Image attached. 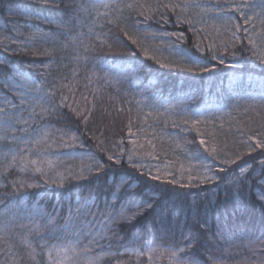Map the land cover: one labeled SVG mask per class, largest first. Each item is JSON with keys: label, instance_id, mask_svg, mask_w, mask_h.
Wrapping results in <instances>:
<instances>
[{"label": "trees", "instance_id": "16d2710c", "mask_svg": "<svg viewBox=\"0 0 264 264\" xmlns=\"http://www.w3.org/2000/svg\"><path fill=\"white\" fill-rule=\"evenodd\" d=\"M254 2L255 13L256 10L261 12L260 0ZM105 3L113 5L107 10L110 15H105ZM128 3L151 6L155 10L153 19L145 21L139 15L142 9L124 7ZM158 4L161 7L157 9ZM163 4L161 0H0V37L2 33L15 29L20 37L32 38L33 33L45 34L44 44L31 47L27 53L12 51L18 44H5L4 39H0V57L14 62L21 72L38 80L47 90L55 89L52 103H59L61 95H66L69 96L68 103L73 104V97L67 88H61V84L75 83L74 98L79 106H85L84 96L88 98V107H92L93 103L95 105L87 128L74 117L69 119L71 113L67 108L58 109L44 121L55 135H59L55 129H70L74 132L78 127L80 131L77 135L83 141V147L79 144L76 147L98 153L106 165L101 173L88 175L87 181L66 180L63 189L45 187V179L40 175L11 168L0 177V183L5 185L0 188V206L23 200L27 212L20 222L30 227L41 225L40 233L31 231L32 237L45 236L51 229L44 226L45 222L39 216H30L34 205L38 203L48 213L53 208L59 210L60 217L56 220L59 227L64 223L69 202L75 205L78 197L88 198L90 192L98 198L99 211L104 212V199L111 201V192L120 182L121 176L131 173L133 193H122L115 207L108 210L117 212L123 203L127 206V215L133 212L141 214L131 222H119L115 231L105 232L96 223L94 228L100 233L97 237L99 243L89 244L91 237H81L79 248L89 247V251L79 252L81 264H87L84 256L87 259L95 257L101 251L117 255L103 256L99 264H176L171 260L172 252L176 249H184L183 253H177L181 261L190 258L189 251L195 253L197 264H264V202L257 195L258 190H264V167L260 165L264 155L259 149L249 153L248 146L242 143L247 136L261 138L260 134L264 133V99H261L264 97V66L252 57V49L243 31L238 33L239 41H229L227 52L221 46L215 49L223 56L225 64L212 61L213 53L205 42H202L205 51L198 52L195 48L197 35L187 24L176 22L178 10L165 11ZM117 5L123 11H118ZM162 14L167 23L157 22ZM145 15H148L146 9ZM38 17H46L53 23H45ZM124 31L141 40L142 46L148 47L150 51L160 44L158 39L152 38L153 33L185 32L187 39L183 42L165 38L202 56L204 66L210 67L214 63L216 68L212 72L194 74L164 68L144 57L140 49L123 35ZM36 39L41 38L37 36ZM101 40L106 41V44H102ZM65 44L67 47H64ZM107 44L112 45L111 50ZM85 45L88 46L87 50ZM5 47L9 51H3ZM45 50H49L50 55L43 54ZM33 51L41 55H33ZM132 51L137 53V62L144 63L145 71L133 74L128 70L125 60ZM232 52L236 55L233 56ZM77 55L87 57V60L77 62L74 59ZM90 73L95 74L91 84L87 79ZM7 75V65H0V98L16 101L14 92L3 87ZM105 80L110 82L106 84ZM97 87L99 91L94 93L93 89ZM136 96L166 104L179 103L189 111L203 110L206 113L207 109L229 110L234 122L219 128V136L214 141L217 147L224 149L219 160L235 159L243 153L241 159L229 166L220 165L218 160L214 171L221 180L209 184L185 188L167 185L161 192L152 187L155 185L159 189V182L144 179L146 171L137 181V170L130 166L125 157L132 120L131 100ZM61 113L64 115L61 116ZM238 128L244 130V137L238 133ZM187 136L191 140L190 146L194 147L196 134L189 132ZM98 140L103 141L100 147L105 149L104 152L99 151ZM4 142L0 141V145ZM119 143L123 144L125 152L123 155L119 153L121 164L116 165L114 161L107 160V155L118 156ZM246 164L251 165V168L240 189L230 188L222 182L225 173L219 172V167H225L227 175L232 176L239 171L237 166ZM12 181H24L25 187L20 188L17 184L14 190ZM28 183H39L40 187L28 188ZM237 191L241 192L239 197L235 195ZM141 201L152 207H145ZM132 204H140V208H134ZM88 212H96V209L90 208L79 217L77 231H89L87 227H82L87 220L92 219ZM101 219L99 214L95 216L96 221ZM205 220L207 225H204ZM58 235L62 234L57 232L55 237L49 239L58 240ZM189 241L191 249L188 248ZM146 244H151L156 251L149 253Z\"/></svg>", "mask_w": 264, "mask_h": 264}, {"label": "snow or ice", "instance_id": "6c2138e0", "mask_svg": "<svg viewBox=\"0 0 264 264\" xmlns=\"http://www.w3.org/2000/svg\"><path fill=\"white\" fill-rule=\"evenodd\" d=\"M113 5L109 3H105L103 8L106 10L105 15H110L107 11ZM124 7L128 9L140 8L142 9L139 12V15L144 17L145 21L153 19V12L154 9L151 6H146L143 4H134L128 3L124 5ZM161 5H157V9L160 8ZM162 7L167 10H171L172 12H176L179 10L180 15L177 16L176 22L177 23H185L188 25L189 29L193 32V34L198 35L200 32L204 31V28H197L196 24L200 23V20L193 19L188 16L189 10L193 8H199L201 13H206L209 11H213L219 18L224 21L225 30L230 31L231 35L234 40L239 41L240 36L238 33L243 31L247 35L248 44L252 49V57L255 58L256 61H259L262 66H264V28H261L259 32H249L248 28L245 25H248L252 20L253 16L248 15V4L245 0H240L239 3L235 2V0H224V3H218L213 5L211 9L206 8L202 5L200 0H175V2H169L162 5ZM260 7L262 11L258 14L260 18V23L264 25V0H260ZM118 11H123V8L117 5ZM145 9L148 12V15H145ZM238 13L239 15H235ZM38 19H43L45 23H53L50 19L44 17ZM243 20V25L239 23H232L234 20ZM158 23H167L166 17L162 14L160 19L157 21ZM61 27H63L61 25ZM139 27V25H136ZM255 28V25H253ZM91 34V30H90ZM123 35L127 37L128 40L131 41L136 48L140 49L143 53L144 57L149 58L155 61L156 64L161 65L167 69H174L182 73H208L212 72L216 68V64H211L210 67L203 65V57L199 55H195L190 52L188 49L181 46L180 43H166L165 37L171 39L175 38L179 42H183L187 39L185 32H162V33H153V39H160V44L155 46L151 51L148 47L142 46V41L134 38L132 35L129 34L128 31H124ZM37 36L43 39L45 34L44 33H33L32 39L20 41L19 45L16 49L12 50L15 52H29L31 49V45L33 43V39ZM100 40V37H96ZM206 38V37H205ZM259 38V44L257 40ZM74 40V38H72ZM102 44H106V41L101 40ZM110 50L112 49L111 44L106 45ZM224 52L228 51V46L226 43L221 42L220 45ZM67 47V44L64 45ZM87 45H85V49L87 50ZM208 50L212 51V61H218L220 65L225 64V59L223 56L215 51V46L209 44ZM234 47V45H233ZM195 48L198 52L203 53L205 48L200 46V43L197 42ZM3 51H9V48H3ZM169 52L173 55L179 57V59L175 62L164 63L162 58H158L157 55H153L152 52L156 53H163ZM45 55H50L49 50H45ZM33 55H41V53H36L33 51ZM232 55L235 56L236 53L232 52ZM137 53L132 51L130 55L126 58L125 63L128 65V70L133 74L137 72L145 71L144 63L137 62ZM77 62L80 60H87V57H81L77 55L74 58ZM0 65H7L8 67V75L4 78L3 87L8 89L9 91L15 92L16 97L19 99V104L21 109L23 110L25 106H27V110L29 111V119L25 120L22 115H12L13 112L16 111L17 105L13 104L11 100H4L2 106H0V141L2 140H9L11 143L15 145H23L22 148L12 147L9 148L7 152H0V161L7 160L10 156V160H7V163L0 167V177H3L5 173L8 172L9 169L18 167L22 173L25 172H34L38 173L42 176L47 177L50 171H56V161L53 160L48 153V148L51 147L52 143H55V139H53V133L50 131V125L42 124L39 121H44L49 118L53 113L57 112L58 109L67 108L70 110L71 116L69 119L74 117L76 120H79L84 126L85 129L87 128V124L90 120L92 111L95 107L94 103L92 107H88V98L87 96L82 97L85 101V106L80 107L79 102L75 100V83L68 84L62 83L61 88H67L69 94L73 97V104L76 106L74 107L73 104H69V96L61 95L59 103H52V98L56 93L55 89H48L45 90L40 83H36L34 80L30 78V76H26L23 72L20 71L19 66L16 65L14 62L8 60L6 57H0ZM132 65H136L135 67H131ZM48 67V65H45ZM76 73L73 72V76ZM94 73H90L87 77L88 83L91 84L93 82ZM17 78L19 81L23 82V90L20 89V86L16 83ZM110 81L105 80V83H109ZM115 82V81H112ZM42 93L39 96H33L32 93ZM99 87L93 89V92H98ZM261 99H264L262 97ZM177 105H170L166 111H170L171 109H176ZM37 109L39 111H37ZM64 114L61 113V116ZM31 122V123H30ZM63 123V119L60 121ZM199 120H192L191 123L193 125L198 124ZM187 123V121H185ZM23 124L24 127L20 128L19 131L21 133H25L27 135L16 136L14 133L18 130L16 125ZM35 125V128L32 127ZM175 126V125H174ZM79 128L77 127L76 130L73 132L70 129H55V132L59 134V140L61 142V146L65 148H74L77 144L82 148L83 141L80 139V136L77 135L79 133ZM238 133L244 137L245 132L243 129L238 128ZM11 132L13 135L10 137L8 133ZM129 132L131 133V127H129ZM81 135H83L81 133ZM261 138H257L256 136H247L245 139L242 140V143L248 146V152H254L257 149L261 150V155H264V133L260 134ZM51 141V142H50ZM254 141V143H252ZM103 141L98 140L97 147L100 152H104L105 149L100 147ZM122 143V142H121ZM134 145L132 151L129 152L127 156L128 163L133 169L137 170V181L140 180L142 176H144V171L147 172V175L144 177L146 181H155L161 184L159 189H156L155 185L152 187L154 190L163 191L167 185H179L181 188L185 187H194L202 184H209L221 180V177L216 174L214 171L217 168V161L222 153H224L223 148H219L216 145H209L205 142L204 139L199 141V144L203 146L204 152L207 155H204L199 150L196 153L188 154L189 160H197L198 167L201 170L198 172L196 176L189 174L187 176V183H181L175 175L168 171L167 169L170 165H165L164 169L161 170L160 167H156L155 174L153 171L148 168V165L138 162L133 163L134 157H139L140 153L135 151L136 141H131ZM148 144L155 149V145L149 140ZM143 147V145H140ZM177 147H180L178 144ZM226 147V146H225ZM125 150L123 148L120 149V154L123 155ZM33 155L36 158H31ZM147 157H153V152H147L145 154ZM243 153H240L235 157V159H223L219 160L220 165L229 166L236 164V161L240 160ZM81 160L87 158L88 160L92 161L86 166H81L78 172H73L71 168H69L65 174V172L56 171V176L49 182L47 179L44 181V186H56L58 189H63L66 180H74V181H87L88 175H91L93 172L101 173L106 169V165L103 162V159L100 158L97 154H93L89 152L87 156L83 153L79 154ZM69 158H75L74 155L69 154ZM154 158V157H153ZM57 160L59 157L56 158ZM107 160L114 163L116 165L121 164L120 156H116L113 154L107 155ZM45 165L47 168H45ZM260 165L264 167V159L260 161ZM239 171L234 173L232 176L227 175V171L225 167H219L218 171L225 173L223 178V183H225L230 188L240 189L241 186L244 184V180L246 177V173L251 168V165H245L243 167L237 166ZM193 166L190 164L187 171L189 173L192 172ZM181 172V179H183V173L185 172L183 164L180 166ZM131 173H124L121 176L120 182L115 185V189L111 192V201L107 198L104 199L105 204V211H99V203H97V196L93 193H89L88 198L78 197L75 205L72 202H69V206L67 208V215L64 216V223L63 225L57 227L56 220L60 217V211L56 208H53L51 213L46 212L42 207L39 206L37 203L33 206V212L30 213V216L33 218L35 216H39L45 222V227L51 229V231L47 234L49 236L55 237L57 232L61 233L62 235L56 237L63 241V243H53L51 245L43 238V235L40 237L38 246L42 249H46V256H47V264H76V257L78 256V252H87L89 251V247L86 245L84 248H79L81 243V237L84 236L85 238L91 237L89 240V244L92 243H99L97 237L100 235L99 231L95 230L94 225L99 223L101 226V230L106 231H115L118 229L119 222H131L135 219L137 215H140L141 212H133L132 215H127V206L125 204L120 205V209L117 212L109 211L108 209L114 208L117 201L122 198V193H127L131 195L134 191V187L132 181L130 180ZM171 177V179H168ZM193 181L197 183L194 184ZM113 183L115 181L113 180ZM17 184H19L20 188L25 187L24 181H12L11 186L14 190L17 188ZM28 188L33 187H40V184H33L28 183L26 185ZM5 187L4 184L0 183V188ZM237 197L241 195L240 191L235 193ZM258 198L261 202H264V190H258L257 192ZM18 199V198H17ZM151 199V197H149ZM145 207H152L151 204H147L144 201ZM134 208L139 209L140 204H132ZM95 208L96 212H88V215L92 216L91 220H87L86 224L82 227H87L89 231L85 233L84 231H77L78 220L80 216L85 215L86 211L90 208ZM207 212V209H205ZM235 213V210H234ZM99 214L102 219L100 221L95 220V216ZM198 215V214H197ZM15 217H13L14 219ZM204 225H207V220L204 221ZM202 225V226H204ZM20 227H24V225H20ZM31 231H35L37 233L41 232V225L34 224L32 229L29 233H26L24 236L19 237L20 244L26 250L25 254L29 261L32 264H39L37 261V245L33 243L30 239ZM14 239L12 231H11V223L8 221L0 222V254L5 255L4 260H0V264H24V256L20 255L15 251V244L12 242ZM110 248L111 245H108ZM145 247L149 253L156 251L155 248L151 246V244H146ZM188 248L191 249V242H188ZM136 251V250H132ZM183 253L184 249H176L172 252L171 260L175 261L176 264H197L195 253L189 251L188 256L190 257L187 260L181 261L177 253ZM137 255H142V253L136 251ZM112 255L115 256L117 253L113 252H104L101 251L95 257H89L87 264H99L101 258L103 256ZM10 257V260L8 259Z\"/></svg>", "mask_w": 264, "mask_h": 264}, {"label": "rangeland", "instance_id": "374dc122", "mask_svg": "<svg viewBox=\"0 0 264 264\" xmlns=\"http://www.w3.org/2000/svg\"><path fill=\"white\" fill-rule=\"evenodd\" d=\"M164 4L169 2H175V0H161ZM134 2V1H133ZM202 5L206 8L211 9L213 5L218 3H224V0H200ZM235 2L239 3L240 0H235ZM248 4V15H252L254 18L245 27L248 28L249 32H259L261 28H264V25L260 23L259 13L260 11L256 10L255 13V2L254 0H245ZM139 4V3H134ZM178 15H180L179 10L177 11ZM238 15V13H235ZM188 16L200 20V23L196 24L197 28H204V31L200 32L197 35V42L200 43V46L203 47L202 42H205V45L212 44L215 46V49L220 45L221 42L229 44L232 42L233 37L230 31L225 30L224 21L219 18L213 11H209L206 13H201L199 8H193L189 10ZM232 23H239L243 25V20H234ZM255 25V28H253ZM145 27H142L144 29ZM16 32V33H15ZM17 29L12 30L11 32L2 33L0 39H4L5 44L15 43L19 45L20 41L32 39L29 37L22 36L17 33ZM28 36V35H27ZM206 37V38H205ZM159 41L160 39L157 38ZM166 43H170L171 41L164 38ZM45 39H33V43L31 47L40 46L44 44ZM259 44V38L257 40ZM154 55H157L158 58H162L166 62H175L179 59V57L169 53L167 51L161 53L153 52ZM32 79V78H31ZM36 83H40L38 80L32 79ZM16 83L20 86V89L23 90V82L19 81L17 78ZM47 90L45 87H43ZM16 95V93L14 92ZM33 96L42 95V93H36L33 91ZM4 100H11L13 104L17 105L16 111L12 113V115H22L25 120L29 119V111L27 110V106L24 107L22 110L19 104V99L17 98L16 101L12 98H0V106ZM132 104V120H131V133L128 129V147L125 153V157L127 160V156L130 151L133 150L134 145L131 141H136L135 151L140 153L139 157H134L133 163L142 162L148 165V168L153 171L155 174L156 167H160L161 170L164 169L165 165H170L167 169L168 171L172 172L175 177L183 182L187 183V176L189 174L196 176L198 172L201 170L198 167V161L193 159L189 160L188 154L196 153L198 150L207 155L204 152L203 146L199 144L201 139H204L205 142L211 147L212 145H216L215 138L219 136V128L226 127L228 124L234 122L230 116L229 110H211L207 109V112H203V110L197 111H189L184 106H180L179 103H160L154 100L148 99L146 97H133L131 100ZM170 105H177L176 109H171L170 111H166ZM37 111H39L37 109ZM42 124H46V121H39ZM192 120H199L200 122L196 125L191 123ZM187 121V123H185ZM31 123V122H30ZM175 125V126H174ZM17 131L14 133L16 136L27 135L25 133H21L19 131L20 128L24 127L23 124L16 125ZM35 128V125H32ZM192 132L196 134V143L194 147L190 146L191 140L188 138V133ZM13 133L9 132L8 136L10 137ZM59 135L53 134V139H55V143L51 144V147L48 148L49 156L56 161V171L59 172H67L69 168L72 171L78 172L81 166H86L92 161L85 158L81 160L79 157L80 153H83L85 157L90 151L78 149V147L74 148H65L61 146V142L59 140ZM151 141L152 144L155 145V149H153L149 144L148 141ZM51 142V141H50ZM180 147H177V145ZM143 145V147H140ZM7 147H17L22 148L23 145H15L11 143L9 140H5L4 144L0 145V152H7L8 149L4 148ZM123 148V144L119 143L118 145V156L120 153V149ZM147 152H153V157H147L145 154ZM69 154L75 156V158H69ZM59 157L57 160L56 158ZM10 156L7 160H10ZM31 158H36L33 155ZM7 160L0 161V167L7 163ZM183 164L185 172L183 173V179H181V172L180 166ZM192 165V172L189 173L187 169L189 165ZM17 171L21 172L18 167H14ZM45 168L47 166L45 165ZM56 171H50L47 177L41 176V178L47 179L48 181L52 180L56 176ZM31 172V171H30ZM34 173V172H32ZM171 178V177H170ZM27 207L24 205L23 200L14 203L10 202L6 205L0 206V222L8 221L11 223V231L13 234V243L15 244L16 248L15 251L20 255L24 256V264H32L31 261L28 260L25 252L26 250L20 244L19 237L24 236L26 233H29L32 227L26 226L20 222L21 217L26 215ZM13 217H15L13 219ZM20 225H24V227H20ZM42 235H38L37 238L32 237L30 233V239L33 241L34 244L37 245V261L39 264H47V256H46V249H42L38 246L40 237ZM61 236V235H58ZM43 238L48 242L49 245L53 243H63L62 240H52V236L45 235ZM81 255L76 257V264H81ZM84 261L87 262L88 259L86 256L83 257ZM5 255L0 254V260H4ZM10 260V257H8Z\"/></svg>", "mask_w": 264, "mask_h": 264}]
</instances>
